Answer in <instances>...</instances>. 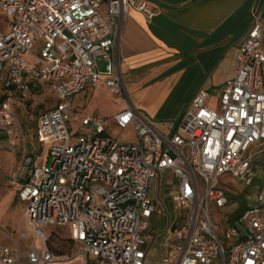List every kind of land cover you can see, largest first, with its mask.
Instances as JSON below:
<instances>
[{"label":"built area","instance_id":"1","mask_svg":"<svg viewBox=\"0 0 264 264\" xmlns=\"http://www.w3.org/2000/svg\"><path fill=\"white\" fill-rule=\"evenodd\" d=\"M153 0H0L9 20L0 30V137H19L12 98L31 84L47 85L56 100L40 113L37 153L22 156L13 176L33 244L21 252L0 243V264H264V186L256 206L231 223L215 222L212 208L229 203L219 177L253 183L255 150L264 144V30L256 11L238 46L234 77L216 93L199 88L170 134L154 129L126 98L118 43L130 10L153 15ZM35 50V51H34ZM102 85L123 99L113 124L130 127L133 142L106 133V119L84 114L71 132L72 97ZM24 168V176L18 172ZM163 184L175 213L153 227L157 203L150 181ZM101 198L103 206L97 199ZM166 210L162 209V213ZM222 219V220H223ZM68 227L70 253L47 247L41 230ZM160 249L155 261L150 252Z\"/></svg>","mask_w":264,"mask_h":264},{"label":"crops","instance_id":"2","mask_svg":"<svg viewBox=\"0 0 264 264\" xmlns=\"http://www.w3.org/2000/svg\"><path fill=\"white\" fill-rule=\"evenodd\" d=\"M153 1L150 18L130 10L123 20L119 68L129 103L154 129L170 134L197 89L216 93L234 77L238 46L252 11L264 30V0ZM8 28L9 20L0 11V30ZM85 90L110 97L105 115L91 113L106 122L125 107L123 99L111 97L102 85ZM71 103L74 108L73 99Z\"/></svg>","mask_w":264,"mask_h":264},{"label":"rangeland","instance_id":"3","mask_svg":"<svg viewBox=\"0 0 264 264\" xmlns=\"http://www.w3.org/2000/svg\"><path fill=\"white\" fill-rule=\"evenodd\" d=\"M72 99L74 108L69 116L71 132L76 130L78 119L82 115L91 113L105 115L103 112L111 105L110 97L104 92L84 90L79 95H74ZM55 100L54 93L47 85L34 88L25 99L13 97L11 101L16 123L19 126V137L15 139L0 137V243L17 247L21 252L28 247H39V245L38 241L33 244L34 234L27 229L24 216L25 206L17 197V185L13 183V176L22 161V156L40 152L38 159L35 158L36 163L41 164L46 160L47 147L38 146L33 131L40 113L52 107ZM105 126L106 133L117 141L133 142L135 140L130 127L120 129L110 119L107 120ZM155 129L158 130L156 127ZM255 151V159L251 164V171L254 173L251 186L245 187L242 181L230 174H223L219 177L220 185L229 194L230 201L222 209L212 208L215 222L221 223L224 221V216L230 217L233 213H241L248 207L256 206V195L264 186V144ZM23 170L24 168L18 172V178L22 176ZM170 180H168L169 184ZM168 183L163 184L158 192V178L150 181L148 196L157 203V212L152 219L154 228L163 227L168 216L175 215L171 199L164 190L169 185ZM97 200L103 206L101 198ZM162 209L166 212L162 213ZM41 230L50 236L48 245L52 248H57L60 244L63 245L61 249L64 252L71 250L72 246H69L68 241L70 234L68 227L55 223L48 224ZM159 255L160 249H156L150 252L149 260L155 261Z\"/></svg>","mask_w":264,"mask_h":264},{"label":"trees","instance_id":"4","mask_svg":"<svg viewBox=\"0 0 264 264\" xmlns=\"http://www.w3.org/2000/svg\"><path fill=\"white\" fill-rule=\"evenodd\" d=\"M39 85H34V84H31V86H30V92L34 89V88H36V87H38ZM35 128H36V126H35ZM35 128H34V130H35ZM33 134H34V131H33ZM228 194V193H227ZM228 197H229V194H228ZM232 198H234V196H231ZM229 201H230V199H229ZM240 213H233L230 217H229V219H228V222L229 223H231L238 215H239ZM49 237L50 236H48V239H47V247L51 250V251H53V252H55V253H70V252H72V251H74L75 250V248H76V244L72 241V239L70 238V236H69V239H68V241H69V243H70V245L69 246H72V248H71V250L70 251H68V252H64L61 248H63V245H58L57 246V248H52L50 245H48V241H49Z\"/></svg>","mask_w":264,"mask_h":264}]
</instances>
